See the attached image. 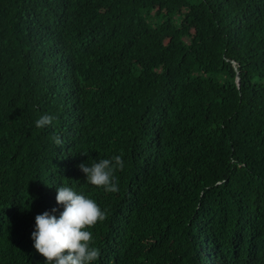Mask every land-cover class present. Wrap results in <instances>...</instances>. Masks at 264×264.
Listing matches in <instances>:
<instances>
[{
	"label": "trees",
	"instance_id": "1",
	"mask_svg": "<svg viewBox=\"0 0 264 264\" xmlns=\"http://www.w3.org/2000/svg\"><path fill=\"white\" fill-rule=\"evenodd\" d=\"M116 155V193L78 167ZM62 185L93 264H264V0H0V264Z\"/></svg>",
	"mask_w": 264,
	"mask_h": 264
},
{
	"label": "clouds",
	"instance_id": "2",
	"mask_svg": "<svg viewBox=\"0 0 264 264\" xmlns=\"http://www.w3.org/2000/svg\"><path fill=\"white\" fill-rule=\"evenodd\" d=\"M54 119L50 114H43L35 126L45 128ZM53 140L57 146L63 144L59 136L54 135ZM78 167L89 184L102 187L108 193L119 192L115 174L124 168L120 155L93 161L90 166L81 163ZM55 200L63 208L58 216L53 214L56 208L51 213L45 211L35 216V229L31 233L33 248L45 258L44 264H93L101 252L93 246V233L89 229L107 219L106 211L94 199L70 186H58Z\"/></svg>",
	"mask_w": 264,
	"mask_h": 264
},
{
	"label": "water",
	"instance_id": "3",
	"mask_svg": "<svg viewBox=\"0 0 264 264\" xmlns=\"http://www.w3.org/2000/svg\"><path fill=\"white\" fill-rule=\"evenodd\" d=\"M238 81H239V79L237 78V81H236L237 82V86L239 85V82Z\"/></svg>",
	"mask_w": 264,
	"mask_h": 264
}]
</instances>
